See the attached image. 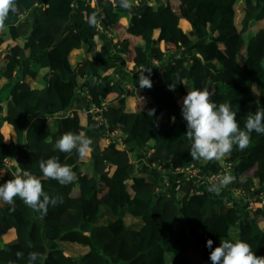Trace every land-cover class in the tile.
<instances>
[{
    "label": "trees",
    "instance_id": "16d2710c",
    "mask_svg": "<svg viewBox=\"0 0 264 264\" xmlns=\"http://www.w3.org/2000/svg\"><path fill=\"white\" fill-rule=\"evenodd\" d=\"M91 2L15 0L16 12L0 23V47L7 48L0 64V183L13 178L17 160L57 201L42 214L19 197L11 205L0 200V264H29L31 253L34 264H212L209 239L213 249L221 240H241L264 257L257 226L264 207L251 211L238 196L229 206L233 192L215 196L206 180L231 162L232 186L264 196V134L251 133L245 149L234 146L219 160H193L181 114L183 98L198 89L209 90L217 105L229 103L241 128L264 110V28L245 38L264 22V0H129L128 9L119 0ZM123 17L137 43L108 36ZM104 40L113 48L105 56ZM77 48L83 52L75 58ZM141 68L152 87L136 90ZM79 91L92 106L108 102L106 122L96 124L100 135L105 128L116 132L115 142L101 135L97 154L91 138L83 159L75 149L56 148L65 133L86 134L82 112L62 115ZM49 158L70 167L75 179L61 185L45 178L40 162ZM191 165L204 173V187L196 186L201 178L177 175L166 186L169 167ZM12 229L15 238L4 242ZM62 242L89 250L67 254Z\"/></svg>",
    "mask_w": 264,
    "mask_h": 264
},
{
    "label": "clouds",
    "instance_id": "9594fccd",
    "mask_svg": "<svg viewBox=\"0 0 264 264\" xmlns=\"http://www.w3.org/2000/svg\"><path fill=\"white\" fill-rule=\"evenodd\" d=\"M121 7L128 9L129 0H119ZM16 12L15 0H0V23L9 12ZM95 23V21H91ZM140 88H151L152 81L143 73L139 77ZM174 88V87H173ZM207 89L189 90L183 98L181 114L187 124V136L190 140L189 155L193 160H219L238 147L245 149L251 138V133L264 134V110H257L247 117L244 127H239L236 115L229 103L217 105L210 99ZM175 118H173V121ZM93 141L83 134L65 133L56 142L60 152L76 150L83 159L89 152ZM40 170L45 178L67 185L74 179L72 169L61 165L55 158L40 162ZM230 174H225L215 182L209 181L207 191L220 195L221 191L233 182ZM19 197L31 209L47 214L49 204L55 206V198L43 191L39 178L24 170L17 162L13 178L0 183V200L13 204L14 198ZM264 231V222L257 225ZM213 241L207 240L206 247L210 249L209 259L212 264H264V257L257 256L249 245L241 240H221L220 245L213 249ZM37 254L31 253L29 264H34Z\"/></svg>",
    "mask_w": 264,
    "mask_h": 264
},
{
    "label": "crops",
    "instance_id": "0c3cea01",
    "mask_svg": "<svg viewBox=\"0 0 264 264\" xmlns=\"http://www.w3.org/2000/svg\"><path fill=\"white\" fill-rule=\"evenodd\" d=\"M92 6H94L95 5V0H92ZM135 6H137V5H135ZM26 15H24L22 18H24ZM184 23H185V25H184ZM127 25H128V18L127 17H123V18H121V20H120V22L117 24V27H116V31H112V32H109V34H108V36L109 37H113V35L115 36V37H113L114 38V41L115 42H117V38H116V35L118 34V33H120L121 35H124L123 37H122V39L123 38H127V37H129L130 38V40L131 41H133L134 43H137L138 42V38H136V37H133V36H131V35H128V34H126L125 32H126V27H127ZM181 26L185 29V30H187V31H189L190 29H191V26H190V23L186 20V19H182L181 20ZM105 31V30H104ZM99 36H101V35H99ZM105 41V40H104ZM113 41V42H114ZM113 42H112V44H113ZM140 42V41H139ZM106 43H108V42H104V46H103V49H102V54H103V56H105V55H107V54H109V52H111L112 53V51H113V48H108V46H110V44H106ZM6 49L7 48H4V47H0V64L3 62V59H4V53H5V51H6ZM125 58V60H123V61H121L122 63H127V57L126 56H124ZM122 58V57H121ZM124 68L126 69V64L124 65ZM145 70H143V72H144ZM143 72H141V74L143 73ZM154 72V71H153ZM5 84V81L0 85V90L2 89V87H3V85ZM128 85H130V86H132V83L131 82H129V83H125V86L127 87V89H131V88H128ZM89 97V96H88ZM118 101V100H117ZM183 101V100H182ZM107 105H108V102H105ZM91 107H92V105H91V103H90V101H89V99L87 98V96L84 94V92H81V91H79L78 92V94H77V96L75 97V99H74V101H73V103L70 105V107L65 111V112H63L62 113V115H69V116H73V114L75 113V112H82L83 110H84V115H85V117L88 119V124H87V130H86V134H85V136H87V137H90V138H92L93 139V141H94V154H97V152H98V149H99V141H100V139H101V135H100V133H99V130H98V127H97V124H96V122L90 117V115L88 114V110L89 109H91ZM6 127V126H5ZM6 129L9 131V126H7L6 127ZM9 138V137H8ZM124 146H125V144H123ZM120 146H121V144H120ZM121 147H123V146H121ZM126 147V146H125ZM125 147H123V148H125ZM204 174V173H203ZM205 176V175H204ZM202 181H204V179H200L199 181H198V183L196 184V186L198 187V185H200L201 187H204V185L203 184H199L200 182H202ZM230 193H232V187L230 186V184L225 188V189H223L222 191H221V193H220V195H218V196H221V197H226L227 195H229ZM215 195V194H214ZM216 196V195H215ZM127 219H128V221L130 222V223H132V220H134L135 222H137V220L136 219H134V218H130V217H127ZM4 236H7L8 238H4ZM3 236V240H4V242H9V241H12L14 238H15V236H16V232H15V230L14 229H12V230H10L7 234H5ZM82 245V244H81ZM83 246V245H82ZM64 250L66 251V253L67 254H71V255H74L73 253H72V251L69 249V247H67V245H64ZM86 247V246H85ZM89 250V248H87L86 250H84L85 252H87ZM84 252V253H85ZM198 253V255H197V257H198V260L197 261H199V259H200V256H201V252L200 251H198L197 252ZM74 256H80V255H74Z\"/></svg>",
    "mask_w": 264,
    "mask_h": 264
},
{
    "label": "built area",
    "instance_id": "2783aa9c",
    "mask_svg": "<svg viewBox=\"0 0 264 264\" xmlns=\"http://www.w3.org/2000/svg\"><path fill=\"white\" fill-rule=\"evenodd\" d=\"M36 6H38V4ZM97 30L101 31V32L102 31L105 32L101 25L97 26ZM2 32H3V28L0 27V35L2 34ZM5 53H6V51H5ZM154 63L159 64V62L156 60H154ZM143 70H144V68H141L139 71L136 72V75L141 74V72ZM161 73H163V71H161ZM128 88H132V86L128 85ZM135 89L138 90V89H142V88H140V86L138 84L137 86H135ZM106 109H107V104L102 103L101 106H92L91 109L88 110V114H91L94 117V119H95V121L99 127L102 126V124H104L106 122V120L104 118V111ZM101 135L105 139H107L108 142H115L116 141V139H115L116 132H111V130H109V128H105V129L101 130ZM120 144H121V146L125 147L122 143H120ZM166 171L168 174L166 176L163 175V179L165 177H168L169 180H172L174 178V181H175L174 175H177L179 178H186V177L196 178V181L198 178L205 177L203 172L194 165L187 166L185 168H177V169H172L169 167ZM234 173H235L234 172V165L231 162H228L218 173L212 174L210 176H206L207 177L206 180L209 184V181L215 182L218 178L222 177L223 175L230 174L234 178L233 182H235ZM174 181H172V182H174ZM165 183H166V180H165ZM232 183L230 184V186H232ZM168 184H170L169 181L166 183V186ZM164 188L166 189L167 187H164ZM232 192H233L232 193L233 196L229 197L226 200V202L229 206L233 204L234 200L236 199V196H238V197H242L241 201L251 211H256L261 206L264 207V196L263 195H259V196H255V195H251V194L247 195L245 190L237 189L234 186H232Z\"/></svg>",
    "mask_w": 264,
    "mask_h": 264
},
{
    "label": "rangeland",
    "instance_id": "374dc122",
    "mask_svg": "<svg viewBox=\"0 0 264 264\" xmlns=\"http://www.w3.org/2000/svg\"><path fill=\"white\" fill-rule=\"evenodd\" d=\"M239 5H241V3H240ZM241 17H242V13L239 12L238 17H237V23H238V24H239V22H240ZM184 25H185V23H184ZM239 27H240V26H239ZM262 28H264V22L259 23V24L256 23V24L253 26V28L251 29V31L245 35V38H246V39L252 38V37H253L256 33H258L259 30L262 29ZM82 52H83V51H82L81 48H77V49L74 51L73 55H74L75 58H77L79 54H80V55L82 54ZM82 115L85 117V115H84V110L82 111ZM197 168H198V167H197ZM172 181H174V178H173L172 180H169L170 183H172ZM165 184H166V183H165ZM110 218H112V217L110 216V217H108V218L105 219V220H100V224L107 222L108 220H110ZM103 221H104V222H103ZM132 221H133V220H132ZM4 238H8V237H7V236H4ZM60 245H61V247H62L63 249L65 248L64 245H67V247H69V249L72 251V253H73L74 255H82V254H84V252H85L84 250H86V249L88 248V247L82 246L81 244H78V243H71V242H62Z\"/></svg>",
    "mask_w": 264,
    "mask_h": 264
},
{
    "label": "water",
    "instance_id": "95a60500",
    "mask_svg": "<svg viewBox=\"0 0 264 264\" xmlns=\"http://www.w3.org/2000/svg\"><path fill=\"white\" fill-rule=\"evenodd\" d=\"M131 11H132V12H135V13H138V12H141V9H140L139 7L133 5V6H131ZM13 163H14V165L16 166V164H17V160H14Z\"/></svg>",
    "mask_w": 264,
    "mask_h": 264
}]
</instances>
